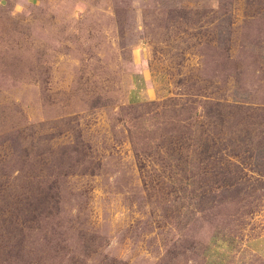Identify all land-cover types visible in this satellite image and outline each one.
Wrapping results in <instances>:
<instances>
[{
    "label": "rangeland",
    "instance_id": "rangeland-1",
    "mask_svg": "<svg viewBox=\"0 0 264 264\" xmlns=\"http://www.w3.org/2000/svg\"><path fill=\"white\" fill-rule=\"evenodd\" d=\"M0 264H264V0H0Z\"/></svg>",
    "mask_w": 264,
    "mask_h": 264
}]
</instances>
